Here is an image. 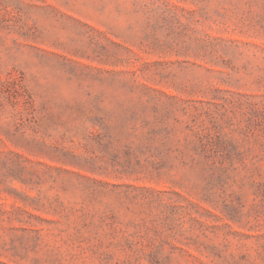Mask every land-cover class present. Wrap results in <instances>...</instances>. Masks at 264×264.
<instances>
[{
  "label": "rangeland",
  "instance_id": "obj_1",
  "mask_svg": "<svg viewBox=\"0 0 264 264\" xmlns=\"http://www.w3.org/2000/svg\"><path fill=\"white\" fill-rule=\"evenodd\" d=\"M0 264H264V0H0Z\"/></svg>",
  "mask_w": 264,
  "mask_h": 264
}]
</instances>
